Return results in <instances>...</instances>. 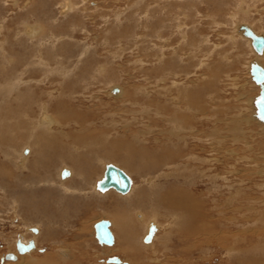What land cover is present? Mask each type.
Returning a JSON list of instances; mask_svg holds the SVG:
<instances>
[{
	"label": "rangeland",
	"instance_id": "1",
	"mask_svg": "<svg viewBox=\"0 0 264 264\" xmlns=\"http://www.w3.org/2000/svg\"><path fill=\"white\" fill-rule=\"evenodd\" d=\"M62 1L66 0H17L18 3L9 2L8 0H0V67L4 61H8L9 59H13L15 64V71L13 70V73L11 71L5 74V71L10 68V66L2 69L0 68V71L3 70L0 75V84H5L0 87V105L5 106L0 113V121L4 122L3 118L6 116L4 129L7 130L8 127L12 125L13 128L17 129V136H21L22 134L21 139H23V142L17 145L7 143L0 147V160H2L0 166H3V163H5L7 167L10 166L8 167L9 170L13 171L7 174L4 172L0 174V264H7V259L5 257L7 254L9 255V253H11L9 251L12 248L13 239L17 237L16 233L19 234L22 232L23 225L19 223V220L23 218L24 222L26 221V223L30 224L29 213L23 211L24 207H20L22 204L20 205L19 202L16 204V213L20 214L21 217L19 220H13L15 215L12 213L14 212V209L11 207L13 205L12 201L16 197L15 200H17L20 195L19 200H22L23 197H27L28 200L26 202L31 203L32 198H34V200L37 198L33 195L35 192L36 195H38L39 200H46L42 196L46 193L43 191L44 186L41 187L40 184L37 183L39 180H36V183H28L29 187L18 180L22 176H27V178L36 176L35 173L31 172V165H35L36 163L35 156L33 155L28 159V155H25V153L20 150L28 149L30 147V141L34 139L33 130L39 126V124H37L38 117L41 114L43 107L45 110V106L52 104L48 102V97L47 99L41 97V100H36V102L43 103V105L38 104L30 107L28 103L23 102L19 107H22V109H29L27 110V114L22 113L23 115L21 116V119H19L20 116L18 115L20 114L16 107L17 102L13 101V94L8 91L6 86L8 84L7 81L9 82V85L11 83L13 84L17 80L14 79L13 76L16 77L17 75L22 74V72L25 73L23 77H27L28 75L30 79L34 80L33 84L35 86H41L42 80L50 78L52 73L57 74L56 77L54 75V80H63L62 76L68 74L71 77L69 86L71 88L73 83L74 89L70 96L67 93L66 100L73 103L77 109L76 114L72 115L71 120L76 121L80 120V118H85L86 120L81 127L86 129L87 132L91 129H95L98 132L108 131L107 133L116 134V129L123 128L119 131L122 136L124 135V129L131 128L135 131H142L141 136L150 139L147 140L150 143V145H147V148L149 149L152 147L155 151L159 150L161 145L155 143V140L160 139H162L163 144L169 143L167 140L172 139L173 150L177 147L180 148L181 145L183 146L184 149L181 154L186 157H182L184 159L183 162L180 160L182 163H180L179 169H181L183 173H189L190 175L186 174L182 179L180 176L177 180V178L174 177V175H171L165 167L163 170H160L159 168L153 171H147V173L145 172L146 174L140 173V169L137 168L135 170L139 172L138 175L133 172L128 174L133 178V185L135 187L137 186L139 190L143 189L144 195H133L134 198L136 197L135 202H137L135 207H132L133 205H131L126 208L130 209L129 211L132 214L135 213V211H131L132 209L140 211L146 209L147 212L149 211L151 213L149 216L151 219L150 221H154L159 226V233L155 245L149 249L145 248L142 250L136 259H127L126 261L129 264H155L157 261H161V264H236L238 258L236 260L233 256H227L226 251L223 248L221 249V242L215 241L208 244L207 249H204V251H200V243H198V246L196 247L194 242H183L180 236L182 228V225H180L181 220H176L175 214H172L169 211H165L156 206L149 207L151 206V202L149 201L151 199L150 197H147V195L154 190L155 193H153L155 196H158L164 189H168L172 185H175L176 187L180 185L182 189L193 192L196 195L198 194L197 197L199 196L201 201L205 200L204 202H206L207 207L226 206L232 208H254L255 206V209H257V216L261 209L264 208V176L261 174L262 171H264V138H262L261 134L263 129L261 125L258 126L256 122L251 120L252 109L249 106L250 98L256 96L258 92L252 94L247 92L248 89H251L250 85L247 83H252L250 74L248 73V64L249 61L255 57V54L249 48L250 42L245 38L244 39L247 41L243 40V37H238L233 28L237 23H244L249 25L255 32L260 33L264 32V25L259 24L253 19L244 18V20L236 21V15H239L236 7L238 0H163L178 6L180 19L184 28L189 33L197 31L195 34L198 41L202 39L201 43L199 42L197 44L202 45V47L198 46L196 49L197 45L185 46L182 57L184 59L179 60L180 58H176L178 61L177 65L181 68H185L188 63H192L194 66L191 67L192 71L190 72V77L197 85H199L203 78H205L204 73H206L207 79L215 80V85H210L211 88L208 87L207 89L209 112L205 116L210 119V122L203 127L200 126L198 130L196 126V133L192 136V141L188 142V144L186 142L185 145V141L183 140L186 137L187 140H189L191 136H175L179 135L178 131L186 132L188 129L184 128L187 127L184 124L175 125L169 115L163 113V111L157 108V105H161L162 100L157 97L156 94V97L153 95L150 97L153 105L156 106V109L153 111L150 110V107L149 109L143 107V103L146 99L145 97H142L144 96V86L148 87L152 85V88L148 89V91L152 93L154 88H156L155 86L157 83L161 86L163 85V78H165L166 81L164 86L167 89L173 90L172 84L175 79H177L169 73L164 74L162 78L154 79L155 74L151 71L153 67H149L152 66L153 63H151L152 65L148 64L149 77L151 80H147V73L142 72L143 67L141 61L145 59V54L149 52L153 54H159V52H161L163 53L162 55L172 53L169 48L165 47L158 40L163 38L162 35L157 31H152L154 22H156L155 16H158V13H151L149 19H143L145 17L141 14L148 9L153 10V4L156 6L158 0H89L91 2L89 3L90 7H88L86 11H82L83 13L80 12V9H83L84 7L86 8L88 6L87 2H84L83 0H68L71 4L72 10L76 11H73L74 13L71 14L68 10L66 12L67 14L65 13L66 15L61 13V8L59 7V4ZM94 1H98L96 6ZM12 3L15 7L12 6ZM25 5H27V7H25ZM239 6L240 14L245 15L244 0H239ZM97 7L102 11L107 10L104 17L100 16L101 13H98L99 11L94 10ZM260 9L262 10L261 15H263L264 7ZM236 11L238 14H236ZM194 18H196L195 20L197 21L195 27L190 25ZM29 26H33L34 30L38 32V38H36L37 41L35 39L29 40V37L26 35L25 30ZM110 29H113V31L116 30L115 33L117 34V37H114L116 41L114 44L105 43L104 34H106L107 30L111 32ZM201 32L203 33L201 34ZM229 35L230 37L228 38ZM188 36L189 34H186V38ZM204 37H208V39H204ZM108 38H110V36ZM175 38L180 41L183 40L182 35L176 36ZM203 39L205 40V43L208 42V44H204ZM206 40L208 41L206 42ZM40 41L42 43H39ZM55 42L59 45L56 46ZM179 42L177 45H179ZM38 43L41 46H38ZM45 43H47L48 46L45 45ZM59 46H61V50ZM84 50H89L87 55L89 59H87V56L84 59L85 63L86 60H88L87 63H89H80L78 65L79 69L76 70L75 65L77 64V56H79ZM179 50L180 49L177 48V54ZM105 51H109V54ZM38 52H41V58L47 56L49 57V60L54 62H57L60 56L63 58L64 63L62 67H67L68 69L75 68L74 74L70 75L67 68H64L59 74L56 73L59 71L54 69L55 63L52 65L51 69L41 67L34 63L35 59H39ZM261 59L264 61V57ZM204 61H206L205 63L207 66L204 65ZM30 64L34 65L36 69L32 70L31 73L28 71L31 69ZM98 65L103 67L110 66L107 68L109 79L107 78L108 74H105L106 78H104L105 76L103 75L104 77L101 78L99 82L97 80L95 81L93 69ZM89 66H92V68ZM200 66L203 68H200ZM111 67L114 68L111 69ZM144 68L147 67L144 66ZM37 71H42V73L36 74ZM111 72H113L112 75L110 74ZM176 74L181 75L183 78L185 77L181 72H176ZM39 75H44V77L40 78ZM29 78H26V80H29ZM92 78L94 80H92ZM110 82L119 83L120 86H124L129 93H134L133 96H137V100L129 101L128 99H113L108 97L105 91L111 84ZM244 85L245 90H242V86ZM57 86L58 85L55 83V86L50 87L54 89V87ZM247 86L248 88L246 89ZM141 87L143 89H141ZM254 87H256L255 84ZM62 88L66 90L65 86H62ZM140 89L143 91L141 92ZM19 91L22 92L21 89ZM94 93L95 95L99 94V97L93 99L91 96L94 95ZM245 94L248 95L245 96ZM242 100H245L244 104ZM124 104L126 105L125 108ZM239 107L244 108L245 111H238L237 108ZM88 110H90L89 114ZM188 113L193 114L192 112H187V114ZM8 117L10 118V122H8ZM230 119L233 121L231 122V125L227 124L228 122L230 123ZM222 121H227V123H224L221 126L220 124ZM71 122L65 121L64 124L62 123L60 125V129L64 127L65 131H75L76 133L80 126ZM105 127H107V129L110 128L107 130ZM205 128L207 129L206 138L212 137L209 141L210 150L211 148L213 149L211 150V157H221L222 159L221 164H214L210 160V171L208 175H202L200 167L203 165L197 161V157L204 156V153L201 150L204 141L200 140L204 139ZM1 134L7 139L11 138L7 131H4ZM241 136H243L244 140L239 139ZM41 147L42 145H40L38 151ZM72 149L73 147H71V150ZM21 156L23 159L19 158ZM46 158L48 159V166L45 165L44 167H50L49 170L41 169V171H39V169H35L37 172H40L37 175L39 177L46 176L53 178L52 183L57 184L54 185V187H59L60 179L57 175H54V173H59V164L62 156ZM40 159H42V157H40ZM104 161L107 162V160ZM21 162L23 165H19ZM95 166H97L99 170L102 164L96 163ZM92 169V165H87L85 170L92 172ZM175 170H177V168ZM222 171L225 175H221ZM163 172L166 174L164 178L161 177ZM187 175H189V177ZM7 176L10 177L7 178ZM96 176L97 173L96 175H91V180L89 181L90 189L85 190V192L80 195L81 197L75 195L73 192H69L71 199H73L72 197L79 198V202L82 204L80 207H78V205H72V207H69L68 203L70 201L65 203L62 200H55L56 203H53V206L47 202L48 207L54 208L52 214L56 215L55 217H49L47 223L43 221L44 235L43 238H41L43 247L46 246L53 249L55 247L59 248V246H63V248L71 251V254L73 255L72 260H76L78 264H93L99 257L101 259L98 263L103 262L102 257H111L108 259V262L113 257H121L114 249L106 250L100 246L95 238L96 232L94 225L101 220H111V215L115 214L110 211L105 213L106 208H109L103 207L107 203L105 200L106 194L103 195L102 193L100 194L97 192V195L93 190L91 191L93 188L92 181H94ZM82 177L83 175L79 179ZM149 179L157 182L155 183L157 186H153L152 191H150V185L147 182ZM14 184L18 185L15 186ZM4 185L9 186L12 191L3 187ZM79 185L80 182H77L73 185V188L75 187L77 189L76 186ZM138 191L137 193H139ZM16 193L18 196H16ZM23 193H26V196H22ZM99 195L102 196V200L105 202L102 206L94 203V201L101 199ZM211 197L213 199H211ZM242 198L243 203H241ZM153 199L155 200V198ZM121 203L123 202L121 201ZM125 203L128 204L129 202L125 201ZM61 205L63 207H61ZM64 205L67 207H64ZM76 207L77 211L75 212ZM126 208L125 211H128ZM221 208L219 209L220 211L225 210ZM204 212L208 214V211L205 208L203 210V213ZM252 213L253 212H246L244 214L243 229L244 231L246 230V236L244 235V243L246 245H244V247L247 246V248L251 247L257 249V247H260L262 244V241L260 240L262 236L258 239V235L254 233L263 226V222H260V219H257ZM210 214L213 215L214 212H210L209 215ZM251 215H253L252 217L255 220H253L252 217L250 218ZM37 218V220L42 221L44 217L38 214ZM175 220L177 227L175 226ZM251 220L252 222L254 221L255 224L252 223ZM82 222L84 223L82 225H85L87 228L91 227L92 231L89 235L88 233L87 235H81L87 237V239L78 237L77 242L74 243L72 241L75 239L73 235H76V230L80 227ZM249 222L252 223V226ZM202 223L205 225V222ZM31 225H33V223ZM50 225L51 227L48 228ZM253 225L257 227H254ZM143 226L146 227V225ZM143 226L141 230L144 229L143 231H145L146 228ZM223 226L224 225L221 223L220 226L215 229L218 231L211 230L213 229L211 228L207 232L209 233L208 235L220 234L219 230L223 229ZM20 227L22 229H20ZM54 231L55 233H53ZM84 233L85 231L82 234ZM24 234L26 235V232ZM144 235L145 233L142 232L141 237H144ZM51 236H55V241L59 240V242L52 244ZM18 240L20 241L19 238ZM86 240H92L93 244L91 243L90 245L89 243L87 249L84 250L81 248V245L86 244ZM7 241L8 244L6 243ZM17 245L18 243L16 242V246ZM138 247L144 248L141 246V240L139 241ZM81 252L82 254H79ZM15 253L17 254V252ZM36 254L37 253H33L34 258L38 257ZM253 254H260V252L258 251ZM261 255L262 256L260 257L264 258V253H261ZM243 256L241 260L245 262V260L248 259V254H243ZM47 260L49 263L58 261L56 263L65 262V264H72L68 263V260L64 261L56 258L55 254H51Z\"/></svg>",
	"mask_w": 264,
	"mask_h": 264
},
{
	"label": "bare ground",
	"instance_id": "2",
	"mask_svg": "<svg viewBox=\"0 0 264 264\" xmlns=\"http://www.w3.org/2000/svg\"><path fill=\"white\" fill-rule=\"evenodd\" d=\"M8 1L18 3L17 0H8ZM83 1L87 2L88 6L86 8L84 7L83 9H80V12H82V11L84 12L88 9V7H90L89 3H91V2L89 0H83ZM178 1H181V0H178ZM25 2H27V1H25ZM97 2L94 1L95 6L97 5L96 4ZM12 6H14L13 3H12ZM25 7H27V5H25ZM28 7H30V6H28ZM59 7L61 9L64 8L61 11V13L63 15H66L67 14L66 12L68 10H69L68 12H70L71 14L74 13L73 11H76V10H72L71 4L68 0L62 1L59 4ZM152 9L153 10L148 9V10L144 11L143 13H141L142 16L145 17L143 19H149L151 13H154V14L158 13V16H155L156 22H154V27H153L152 31H157L158 33H160L162 35L163 41H162V39H158V40L165 47L169 48L172 53H170L168 55H165V54L162 55L163 53H161V52H159V54L156 53L157 55L150 53V52L145 54V59H148V60L144 59L143 61H141V64L143 67L142 72L147 73V77H148L147 80H151V78L149 77L148 68L153 67V69L151 71L155 74L154 79L162 78L163 75L167 74V73L171 74L172 76L176 77L177 79H175V81L172 84L173 90L167 89L164 86V83L166 81L165 78H163V85L161 86L157 83L155 86L156 88H154L152 93L148 91L149 88H152V85L148 86V87L144 86L143 87L144 88V92H143L144 96H142V97H145L146 99H145V102L143 103V107L146 109H149V107H150V110L154 111L156 109V106L153 105L152 99L150 97L152 95L154 97H156V96L159 97L162 100V102H161V105H157V108L159 110L163 111V113L169 115L172 118V122L175 123V125L184 124L187 127V128H184V129H188V130H186V132L178 131L179 135L175 136V137H179L181 135L183 137L184 136H191L189 138V140H187V137L183 140V141H185V145H186V142L188 144V142L192 141V136L194 135V133H196V126H197V130H198V128L200 126L203 127V126H205V124L210 122V119L205 116L209 112V109H208L209 104L207 101V96H208L207 89H208V87H210V85L211 86L215 85L214 84L215 80L214 79H212V80L207 79L206 73H204L205 72L204 71L203 73L205 75V78H203L202 82L199 85H197V84H195L196 82L193 79L191 80V77H190L191 76L190 72L192 71L191 67H193L194 65L192 63H190V64L188 63L187 67H185V68H181L177 65L178 61L176 58H180L179 60L184 59L182 57H183V50H185V46L197 45L199 42L201 43V40H202L201 39L200 41H198L196 34H195L197 31L189 33L184 28L183 23L181 22V19H180V15H179V7L176 5H173L171 2H165L163 0H158L156 2V6L153 4ZM94 10L99 11L98 13H101V15H100L101 17H104L106 12H107V10L102 11L98 7L95 8ZM251 10L252 11H250V12L261 11L260 9L254 10V8H252ZM248 11H247V9H244V13H248ZM33 12H35V11H33ZM98 13H96V14H98ZM151 17H152V15H151ZM195 19L196 18H194L190 24L193 27H195V24L197 22ZM244 27L249 28L258 36L264 37V33H257L249 25H246V24H240V25L236 26L237 33L250 42V47L255 54V59L252 60L248 64V69H249L248 73L250 74V78H251L252 83H250V82L247 83L250 85V88H251L250 90L248 89L247 92L249 94L258 92L257 95L250 98L251 100L249 101V106L252 109L251 120L253 122H256L258 124V126L261 125L262 129L264 131V122L258 118L257 107H256V101L259 98V95L261 92V86L254 81V79L251 75V67L253 64H258L262 68H264V61L261 59L264 57V51L262 54H258L255 51L254 47L252 46V40L249 37L245 36V34H244V30H243ZM110 31L111 32H109L107 30L106 34H104L105 35L104 39L106 41L105 43H107V44L113 43L114 44V43H116L114 37H117V34L115 33L116 30L113 31V29H110ZM202 33L203 32H201V34ZM27 34L26 35L29 37V40L30 39L36 40V38H38V32L36 30H34L33 26H31V27L29 26V28H27ZM186 34H189V36L187 38H186ZM204 34H206V33H204ZM108 35L110 36V38H108L109 37ZM180 35L183 36L182 41L175 38L176 36H180ZM229 37H230V35L228 36V38ZM204 39H208V37H204ZM112 40H113V42H112ZM207 41L208 40H206V42ZM178 42H179V45H177ZM203 42H204V44H208V42L205 43V40ZM39 43H42V42L40 41ZM39 43H38V46H41ZM45 45H47V43H45ZM58 45L59 44L56 43V46H58ZM53 46H55V45H53ZM53 46H52V48H53ZM198 46L202 47V45H197L196 49ZM42 47H44V46H42ZM59 47L61 50V46H59ZM161 48H163V47H161ZM177 48L180 49L178 51V54H177ZM50 49H51V47H50ZM88 49H90V48H88ZM199 50H201V49H199ZM53 51H55V50H53ZM87 51L84 50L83 52H81V54L79 56H77V60H76L77 64L75 65L76 70L79 69L78 65L80 63H82V62L85 63L84 59L89 53V50H87ZM105 52H107V51H105ZM108 52H107V54H109ZM40 54H41V52H40ZM40 54L38 55V57L41 56ZM36 58H37V54H36ZM59 59L57 60V62H54V61L49 60V57L45 56L41 59L40 58L35 59L34 63L38 64L41 67H45L47 69H51L52 65L55 63L54 69L58 70L59 72H56V73L59 74L64 70V68H67V67H62L64 65L63 58H61L59 56ZM87 59H89V57ZM87 61L88 60H86V63H87ZM205 62L206 61H204L203 63L205 66H207V64ZM96 63H93V64H96ZM151 63H153V65ZM148 64H150L152 66L148 67ZM30 65H31L30 66L31 69L28 71H30V73H31L32 70H36V69H35L34 65H32V64H30ZM8 66H10V68H8L5 71V74H7L11 71L13 73L14 66H15L13 59H9L8 61H4L0 68L2 69L4 67H8ZM98 66H96L95 69H93V73L95 75V81L97 80L99 82L101 80V78H103L105 76V74H108L107 68H109L110 66L109 67L107 65H106L107 67H105V66L103 67L101 65H98ZM144 66L147 68H144ZM72 67H74V66H72ZM89 67L92 68V66H89ZM113 68L111 67V69H113ZM200 68H203V67L200 66ZM74 69L73 68L68 69V72L70 75L74 74V71H75ZM87 69H89V68H87ZM2 72H3V70L0 71V75ZM114 72H116V71H114ZM176 72H181L183 74V76H185V77L183 78L181 75L176 74ZM41 73H42V71L36 72V74H41ZM79 73H81V72H79ZM112 73L113 72H111L110 74L112 75ZM24 74L25 73L22 72V74H19L16 77L13 76L14 79H17V80L13 84L11 83L12 85L11 84L9 85V82L7 81L8 84L6 86L8 91L11 94H13V101L17 102L16 107H17L18 112L20 114V115H18V116H20L19 119H21V116L23 115L22 113L27 114V110L29 109V108H23L22 109V107H19L23 104V102L28 103L29 106L32 107L34 105L41 104V103L36 102V100H39V99L41 100V97H44L46 99L48 97V102L52 103V104L45 106V110L43 107L41 114L38 117L37 124H39V126L33 130L34 139L30 141V143H31V144H29L30 147L28 149L26 148V149L20 150L22 152L29 150V153L27 154L28 159L30 157H32L33 155L35 156V158H36L35 162L36 163H35V165H31V168H32L31 172L35 173L36 176L31 177V178H27V176H22L18 180L23 182L22 184H25L28 187H29L28 183H30V182L36 183V180H39L37 182L39 184L48 183V181H50L48 183L50 185H48V186L45 185L43 188V191H47L45 193V195H42L46 200H43V201L39 200L38 199L39 197H38V195H36V192H35L33 195H34V197H37V198L35 200H34V198H32L31 203L26 202L28 200L27 197H25V198L23 197V199L22 200L20 199L21 200L20 201L19 200L20 195H19L17 200H15L17 198L16 197L12 201L13 205L11 204L12 205L11 207L14 209V212H12V213L15 215L13 220L14 219L16 220V218L19 219L21 217L20 214L16 213V211H17L16 210V204L19 202L20 205L22 204L20 207H24L23 211H25V213H29L28 215L32 221H30V224H29V223H26V221L24 222L23 218L20 219V224L23 225V227H22L23 229L20 227V229H22V232L19 234L16 233L17 237L13 239L12 248L9 251L11 253H9V255L7 254L5 257L7 259L6 260L7 264H65V262L56 263L58 261L49 263V261L47 259L50 257L51 254H55L56 258H58V259H62L64 261L68 260V263L78 264L76 262V260H74V261L72 260L73 255L71 254V251L63 248V246L62 247L59 246V248L55 247L53 249L51 247H48L47 252L43 256L42 253H41L42 255L39 254V250L35 244V241H30V243L32 242L34 244V248L25 252V253H22L18 250V245L16 246V242L18 241V238L20 239L18 244L21 243L23 245H29L30 244L28 242L29 239H35L38 242H41L42 241L41 238H43V235H44L43 221L45 223H47L49 217H55V215H56V214L55 215L52 214L54 208L48 207L47 206L48 203L52 204V206H53V203H56L55 200H59V201L62 200L65 203H68V201H70L68 203L69 207H72V205H74V206L78 205V207H80L82 204H80L79 198L72 197L73 199H71L69 192H73L75 195H79V196L82 195V193L85 192V190L90 189L89 181L91 180V175L92 176L94 174L96 175V173H97V176L95 177L94 181H92L93 182V185H92L93 188L91 189V191L93 190L94 193L99 192L100 194L102 193L103 195L106 194L105 200L107 201V203L105 204V202L102 200L99 204H100V206L105 204L103 207H109V208H106V210L104 209L105 213H107L108 211L115 213V214L111 215V220H101L100 221V222L109 221L111 223L109 229H110V231L114 237V243L110 244V245L109 244H102L99 242L96 235H95V238L99 242L100 246H102L106 250L107 249H111V250L114 249L116 252H118L117 254L121 256V259H119L117 257L112 258V259L115 258V259L119 260V263H117V264H129L126 261L127 259H131V260L136 259L138 257V255L142 252V250H144L145 248L149 249L153 245H155V242L157 241V235L159 233V226L154 221H150L151 219L149 216L151 213L149 211L147 212L146 209L144 211L132 209L131 211H135V213L132 214L129 211L130 209L126 208V207H129L131 205H133L132 207H135L137 202H135L136 197L134 198L133 195H135V194H136V196L138 194H140V196L144 195L143 189L139 190L137 188V186L135 187L133 185V179L128 174L133 172V173L138 175L139 172L135 170L137 168L140 169V173L146 174L147 171H150V170L153 171V170L159 169V168H160V170H163V168L165 167V168H167V171L171 175H174V177L177 178V180L180 176H181L180 178L182 179V177L186 176V174H189V173H185V172L183 173L182 170L179 169L180 163H182L184 161V159L182 157H186V156H183L181 154L183 152V149H184L183 146L181 145L180 148L177 147L173 150L172 149L173 142L171 141L172 139H170V140L168 139L167 141H169V143H167V144H163L162 139H160V140H155V143H158L161 145L159 150L155 151L154 149H152V147L149 149V148H147V145H150V143H149V141H147L145 136L144 137L141 136L142 131H140V130L135 131V130H132L131 128L124 129V135H122V136L120 135L119 131H121V129H123V128H119L118 130L116 129L115 130L116 134L107 133L108 131L98 132L95 129H91L90 131L87 132L86 129L81 127V125L86 120L85 118H80V120H76V121L71 120L72 115L76 114L77 109L75 108L73 103H70L69 101L66 100L67 93L70 96L73 92L72 90L74 89L73 83H72L71 88L69 86V82L71 80L70 79L71 77L68 74H64L62 76L63 80H54V75L56 77L57 74L52 73V76L50 78H45V80H42L41 86H35L33 84L34 80L30 79L28 77L27 73H26L27 77H23ZM204 75H203V77H204ZM39 77L43 78L44 75H39ZM108 77H109V74H108L107 78ZM26 78H29V80H26ZM90 78H91V76H90ZM93 78H94V76H93ZM93 78H92V80H94ZM104 78H106V76ZM113 79H114V77H113ZM4 81H6V80H4ZM55 83L58 86L54 87V89L51 88L50 86H52V87L55 86ZM87 84H88V82H87ZM254 84L256 87H254ZM4 85L5 84H0V87L4 86ZM90 85H92V84H90ZM62 86H65V89L67 91L64 90L62 88ZM248 86L246 87V89L248 88ZM143 88L141 87V89H143ZM20 89L22 90V92L19 91ZM141 89H140V91L142 92L143 90H141ZM242 90H245V85L242 86ZM100 91H102V90H100ZM109 91H110V95H109ZM96 92H97V90H96ZM105 92H106V95L108 97H111L113 99H128L129 101H136L137 100V96L136 95H135L136 97L133 96L134 93L133 94L129 93L126 90V88L124 86L123 87L120 86L119 83L118 84L117 83H111ZM98 93H99V91H98ZM16 94H18V95H16ZM89 94H91V93H89ZM155 94H156V96H155ZM83 95H84V93H83ZM247 95L248 94H245V96H247ZM245 96H242V97H245ZM91 97L93 99L98 98L99 94L95 95V93H94V95H92ZM142 97H140V98H142ZM138 100H139V98H138ZM88 101H89V98H88ZM242 101L244 104L245 100H242ZM41 105H43V103ZM4 107L5 106L0 105V113ZM125 107H126V105L124 104V108ZM40 108H42V107H40ZM237 110L241 111V112L245 111L244 108H242V107L237 108ZM89 112H90V110H88V114H89ZM187 112H192L193 114H191V113L187 114ZM50 113H52V114H50ZM219 114H220V112H219ZM3 119H4V122L0 121V147L3 144L6 145L7 143H10L13 145H17L19 143H22L23 142V139H21L22 134H21V136H19V135L17 136V134H16L17 129L13 128L12 125L9 126L7 130H5L4 124H6V116ZM65 121H67V122L73 121L71 123H73L77 126H80L79 130L75 133V131H71V132L65 131L64 127H62V129H60V125L62 123L64 124ZM196 121H197V123H196ZM227 121H224V122L222 121L220 125L222 126L224 123H227ZM8 122H10L9 117H8ZM231 122H233V121H231V119H230V123L228 122L227 124L231 125ZM217 123H218V121H217ZM105 128L107 129V127H105ZM110 130H112V129H110ZM4 131H7L11 138L7 139L4 135H2L1 133H3ZM263 131H261L262 138H264V132ZM20 133H21V131H20ZM206 134H207V129L205 128L204 139L200 140V141H204L203 148L201 149L204 153V156L197 157V161L203 165L202 167H200V169L202 170V175H208V173L210 171V168H209L210 167V160L214 164H217V163L221 164L222 163L221 157H215V158L211 157V150H213V149L211 148V150H210L209 141L212 137L206 138ZM239 139L244 140L243 136H241ZM40 145H42V147L38 151ZM54 147H56V148H54ZM71 147H73V149H72L73 151L71 150ZM59 156H62V158L60 160V164H59L60 170H59V173H57V174L54 173V175H57L59 177L60 183H59V187H54V185H57V184L52 183L53 179H49V177H46V176L45 177H39L37 174L40 173L39 171H41V169L49 170L50 167H47V168L44 167L45 165L48 166V159L46 157L54 158V157H59ZM40 157H42V159H40ZM19 158L23 159L22 156ZM103 159L107 160V162L104 161ZM1 161L2 160H0V162ZM23 161H25V160H23ZM96 163H101L102 168L100 167L98 170V167L95 166ZM19 165H23L22 162ZM87 165L93 166V169H92L93 173L85 170L87 168ZM109 165L115 166V167L121 169L130 177L132 183H131L130 190L127 193H121V192L116 191L115 189H109V190H105V191L99 189V183L101 181H103V179L105 178L106 169ZM8 167H10V166H8ZM8 167L5 165V163H3V166H0V174L3 172L6 174L13 172L12 170H9ZM63 168H65V169H63ZM176 168H177V170H175ZM35 169H37V170L39 169V171L37 172ZM60 172H61V174H60ZM64 172H67L68 175L63 176ZM222 174L225 175V173L223 171L221 172V175ZM261 174L264 176V171H262ZM82 175H83V177L81 179H79ZM165 175H166L165 172H163L161 177L164 178ZM189 175H187V176L189 177ZM9 177L10 176H7V178H9ZM32 180H34V181H32ZM77 182H80V185L76 186L77 189L75 187L73 188V185H75ZM147 182L150 185V187H149L150 191L153 190V188H152L153 186H157L155 184V183H157L156 181L149 179ZM14 185L17 186L18 184L17 185L14 184ZM3 187H6V189H9L12 191V189L9 186L4 185ZM48 188H49V190H48ZM161 188H163V187H161ZM137 191L139 193H137ZM153 192H154V190L152 191V193H148V195H147V197H150V199H151V200H149L151 202V206H149V207H155L156 206V207H159L161 209H164L165 211H169L172 214H175L176 220H179V221L181 220L180 225H182V228L180 231V236H181L183 242H185V243L194 242L196 247L198 246V243H200L201 244V246L199 247L200 251H204V249H207L208 244H211L212 242L218 241V242H221V244H220L221 249L223 248L226 251L227 256H233L234 258H236V260L238 258V261L236 264H264V258L260 257V256H262L261 253H264V238H263V236H264V208L261 209V211L259 212V214L257 216V209H255L256 208L255 206H254V208L253 207H242V208H236V207L234 208L233 207L232 208V207H226V206H220V207L219 206L218 207H211V206L209 207L208 206L207 207L206 202H204L205 200L201 201L199 199V196L197 197L198 194L196 195L193 192L184 190L181 188L180 185H178L177 187L175 185H172L168 189H164L162 192H160V194L158 196L157 195L155 196V194H154L155 192L154 193ZM23 195L26 196V193H23L22 196ZM97 195H98V193H97ZM16 196H18L17 193H16ZM153 198H155V200ZM211 199H213V198L211 197ZM242 200H243V198L241 199V203H243ZM23 201H24V203H23ZM121 201L123 203H121ZM125 201H128L129 203L126 204ZM213 204H215V203H213ZM216 206H217V203H216ZM61 207H63V206L61 205ZM64 207H67V206L64 205ZM136 207H138V206H136ZM221 207H226V208H221ZM125 208L128 211H125ZM204 208L208 211V214H206L205 212L203 213ZM220 208L225 209V210L220 211L219 210ZM17 209H18V207H17ZM76 211H77V207H76L75 212ZM210 212H214V214L209 215ZM246 212H248V213L253 212L252 214H254V216H256L257 219H260V222H263V226L259 229L257 228L258 230H256V232L254 233V234L258 235V239H260L259 237L262 236L260 239L262 241V244L260 247L256 246L257 249L251 248V247L247 248V246L244 247V245H246L244 243V240H245L244 235H245L246 230L244 231V229H243L244 228L243 227V221H244V217H245L244 214ZM38 214H40L44 217L42 219V221L37 220ZM252 216L253 215H251L250 218ZM23 217H25V216H23ZM148 220H149V223H148ZM153 220H154V218H153ZM176 220H175V226L177 227ZM253 220H255V219L253 218ZM100 222H98V223H100ZM202 222H205V225ZM251 222H252V220H251ZM251 222H249V224ZM32 223H33V225H36V226H39L42 228V231L40 232L38 237H35V238L33 236H36V231L34 232L35 233L34 234L32 231H28V229L25 228V227L29 228L30 226H33V225H31ZM98 223H96L94 225L95 232H96L95 227ZM221 223H222V225H224L223 226L224 228L219 230L220 234H212L211 236L208 235L209 233H207V232L211 228H213L211 230L218 231L215 229H217ZM252 223H254V221ZM252 223H251V226H252ZM82 224H84V223L82 222L80 227L76 230L77 231L76 235H73L75 237V239L72 240L74 243L77 242L78 237H82V238L87 239V237H84L81 235H87V233L89 235L90 232L92 231L91 227L90 228L88 227L89 228L88 229L85 225H82ZM51 225L48 226V228L51 227ZM143 225H146V227ZM142 226L145 227L147 231L146 230L143 231L144 229L141 230ZM152 226H154L156 230H155V233L153 235L151 242L147 243V242H145V238L148 236L149 230ZM248 226H250V225H248ZM260 226H261V223H260ZM254 227H257V226H254ZM30 228L32 229L33 227H30ZM250 229H251V227H250ZM23 231H24V233L26 232V235L23 233ZM84 231H85V233L82 234ZM29 232H31L32 234ZM142 232L146 233L144 238L141 237ZM53 233H55V231ZM171 235H172V233H171ZM177 235H179V234H177ZM51 237H52L51 238L52 244L59 242V240L55 241V236H51ZM249 237H251V236H249ZM142 239H143V242H142ZM140 240H141V246H143L144 248L138 247ZM26 242H27V244H26ZM6 243L8 244V241ZM89 243H90V245H91V243L93 244L92 240H86V244H82L81 248L84 250L87 249V246L89 245ZM41 244H43V243L41 242ZM246 248H247V250H246ZM258 251L260 252V254H253V253L258 252ZM15 252H17V254ZM245 252H247V253H245ZM33 253H37L36 256H38V257L34 258ZM79 254H82V252ZM237 254H238V256H237ZM243 254H248V259L246 258L247 260H245V262H243V260H241ZM94 256H96V255H94ZM102 258H103L102 263H100V262L98 263V261L101 259L99 257V258H97V261H96L97 263L94 262L93 264H108V263H106V260H108L111 257H102ZM145 260H146V258H145ZM230 262H228V263H230ZM232 262H234V261H232ZM111 263H114V262H111ZM155 264H161V261H157Z\"/></svg>",
	"mask_w": 264,
	"mask_h": 264
},
{
	"label": "water",
	"instance_id": "3",
	"mask_svg": "<svg viewBox=\"0 0 264 264\" xmlns=\"http://www.w3.org/2000/svg\"><path fill=\"white\" fill-rule=\"evenodd\" d=\"M245 36L252 40V46L258 54H262L264 51V37L256 35L249 28H243ZM251 75L254 81L261 86V92L259 98L256 101L257 116L264 122V68L258 64H253L251 67ZM68 173L64 172L63 176H67ZM130 177L121 169L109 165L106 169L105 178L99 183V189L105 191L109 189H115L121 193H127L131 187ZM111 223L109 221H102L96 225V236L102 244H113L114 237L110 231ZM155 227L152 226L149 230L148 236L145 238V242H151L155 233ZM34 248V244L31 242L29 245L18 244V250L25 253ZM111 260V259H110ZM111 262L119 263L118 259H112Z\"/></svg>",
	"mask_w": 264,
	"mask_h": 264
},
{
	"label": "crops",
	"instance_id": "4",
	"mask_svg": "<svg viewBox=\"0 0 264 264\" xmlns=\"http://www.w3.org/2000/svg\"><path fill=\"white\" fill-rule=\"evenodd\" d=\"M251 2H252V4H251ZM244 3H245V9H247V11H248V13L250 12V11H252L251 9L252 8H254V10H259L260 8H263L264 7V0H244ZM237 4V11L239 12V15H236V21H241V20H244V18L245 19H253V20H256L259 24H261V25H264V19H263V16H264V13H263V15H261V12H262V10L261 11H257V12H250L249 14L248 13H245V15H241L240 14V11H239V9H240V6H239V0H238V2L236 3ZM64 9V8H63ZM62 10V9H61ZM237 11H236V14H238L237 13ZM263 11H264V9H263ZM252 13V14H251ZM235 15V14H234ZM247 15H249V16H247ZM262 16V17H261ZM240 24H244V23H237L233 28H234V30L236 31V33H237V30H236V26L237 25H240ZM29 28V27H28ZM31 29V28H30ZM26 34H27V29H26ZM260 33H264V32H260ZM28 35V34H27ZM237 36L238 37H241L242 38V36L241 35H239L238 33H237ZM243 40H245L244 38H242ZM245 41H247V40H245ZM249 43V42H248ZM249 48H250V50L252 51V49H251V47L249 46ZM253 52V51H252ZM254 53V52H253ZM40 54V53H39ZM41 56H42V54H40ZM41 56L39 57L40 59H41ZM255 59V57L252 59V60H254ZM252 60H250L249 61V63L252 61ZM244 61H246V60H244ZM243 61V62H244ZM234 67V66H233ZM237 67V66H236ZM236 78V77H235ZM112 89V88H111ZM110 89V90H111ZM109 95H110V91H109ZM128 122V121H127ZM147 140H150L149 138L147 139ZM28 151L29 150H26L24 153H25V155H27L28 154ZM63 169H65V168H63ZM60 174H61V172H60ZM53 177H55V176H53ZM57 178V177H56ZM55 178V179H56ZM70 178V177H69ZM68 178V179H69ZM132 178V177H131ZM49 179H53V178H49ZM133 179V178H132ZM50 181H48V183H49ZM48 183H41L40 184V186L41 187H43V186H48V185H50V184H48ZM44 188V187H43ZM45 192H47V191H45ZM101 197V199L100 200H98V201H94V203H96V204H99L101 201H102V196H100ZM17 219V218H16ZM19 220V219H18ZM16 221V220H15ZM30 221H32L31 219H30ZM14 223V222H13ZM19 223H20V220H19ZM149 225V224H148ZM30 227H33L32 229L30 228ZM29 228H27V227H25L26 229H28V231H32V232H34V231H36V236H33L34 238L35 237H38V235L40 234V232L42 231V228L41 227H39V226H36V225H33V226H30ZM25 229V230H26ZM147 231V230H146ZM29 233H31V232H29ZM32 234V233H31ZM146 234V233H145ZM145 236V235H144ZM144 238V237H143ZM30 241H35V244H36V246L38 247V250H39V254H45L46 252H47V249H48V247H43V245L41 244V242H38L37 240H35V239H29L28 240V242L30 243ZM19 242V240L17 241V243ZM142 242H143V239H142ZM26 244H27V242H26ZM38 244V245H37ZM114 246V245H113ZM41 248V249H40ZM41 254V255H42ZM117 258H119V257H117ZM119 259H121V257L119 258ZM106 263H108V264H117V263H109L108 262V260L106 261Z\"/></svg>",
	"mask_w": 264,
	"mask_h": 264
},
{
	"label": "flooded vegetation",
	"instance_id": "5",
	"mask_svg": "<svg viewBox=\"0 0 264 264\" xmlns=\"http://www.w3.org/2000/svg\"><path fill=\"white\" fill-rule=\"evenodd\" d=\"M62 10H63V9H62ZM62 10H61V11H62Z\"/></svg>",
	"mask_w": 264,
	"mask_h": 264
}]
</instances>
